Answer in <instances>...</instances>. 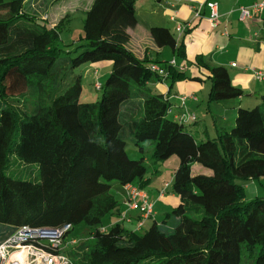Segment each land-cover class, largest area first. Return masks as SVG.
Listing matches in <instances>:
<instances>
[{"label":"trees","instance_id":"obj_1","mask_svg":"<svg viewBox=\"0 0 264 264\" xmlns=\"http://www.w3.org/2000/svg\"><path fill=\"white\" fill-rule=\"evenodd\" d=\"M30 1L0 0V244L23 227L69 224L63 241L80 242L79 253L27 241L71 264H240L257 246L251 264H264V195L245 194L249 178L264 176V94L252 108L239 107L229 129L198 139L186 127L190 120L171 118L168 97L149 85L159 77L150 60L126 47L138 0H93L84 12L83 43L73 51L59 48L69 13L51 25ZM151 33L160 43L165 33L162 43L184 57L183 40L176 44L167 28ZM106 60L111 69L102 82L90 68L99 99L79 101L83 74L76 69ZM195 61L203 64L202 56ZM155 62L169 89L189 77ZM204 66L209 102L248 94L225 66ZM127 139L140 154L151 142L154 164L179 160L171 185L159 191L170 186L178 203L162 219L153 208L148 217L138 208V229L153 218L142 233L119 220L109 225L114 216L127 217L110 191L112 181L123 190L126 183L141 190L150 182L145 158H130Z\"/></svg>","mask_w":264,"mask_h":264},{"label":"crops","instance_id":"obj_2","mask_svg":"<svg viewBox=\"0 0 264 264\" xmlns=\"http://www.w3.org/2000/svg\"><path fill=\"white\" fill-rule=\"evenodd\" d=\"M34 1L31 0L30 4ZM92 1H89L88 7L83 11L89 8ZM209 1L216 2L218 17L215 24L209 20L210 7L207 5ZM253 1L260 0H138L136 2L139 4V10L135 6L138 21L134 27L128 28L129 39L126 47L140 59L147 57L150 60L149 68L151 65H160L155 61L166 62L167 66L175 67L177 71L189 76L173 80L169 89L167 73H157L159 77L152 78L149 85L168 97L171 103L169 113L171 118H180L184 113L194 114L195 120L187 122L188 125L199 122L205 127L209 120L210 132L205 128L204 136L214 137L220 130L229 129L234 123L238 108L252 106L261 101V95L264 94V38L260 23L264 18V9L260 13H255L247 22L239 18V8L249 6ZM37 2L39 13H47L48 9L51 12L55 5L52 0H37ZM152 27L167 28L178 45L183 40L184 57L176 56L171 46L162 43L169 38L165 33L159 35L161 43L158 42L151 33ZM197 55L202 56L204 65L225 66L232 83L248 94L209 102L207 79L209 71L203 64L196 63ZM172 59L174 64L169 63ZM103 64L101 66H108ZM90 66L89 69L97 70L98 76L99 65L94 63ZM258 71L262 73L260 77L256 75ZM182 96L185 97L183 101ZM194 130L196 131L195 128ZM149 180L150 182L141 190H144L152 201V208L157 217L158 211L155 207L165 211L178 203V197L169 192L170 186L163 194H159L165 183L171 185L172 177L170 180L153 185L150 184L151 178ZM117 193L122 210L125 208L123 199L126 192L120 187ZM161 199L164 203H160ZM138 200L140 201V197ZM139 214L138 208L129 209L126 212V219H118L114 216L109 225L119 220L127 228L139 231L147 221L150 225L153 220L152 217L143 219L142 226L138 229L136 223L140 218Z\"/></svg>","mask_w":264,"mask_h":264},{"label":"rangeland","instance_id":"obj_3","mask_svg":"<svg viewBox=\"0 0 264 264\" xmlns=\"http://www.w3.org/2000/svg\"><path fill=\"white\" fill-rule=\"evenodd\" d=\"M89 1L90 0H52L53 5H54V3H55V5L53 6V8L51 7L52 8L51 12L49 11V9L47 10V13H41V12L39 13V10H37L39 17H41V19H45L46 22L48 24H51V25H54L60 18H62L67 13H69V20L67 22H65L64 25L60 29L61 30L60 35H59V48H60V50H62V51H68V50L73 51L74 49H76V47L79 44L83 43V41L81 39L82 36H84L83 19H84V14H85L84 12L85 11H83V10L86 7H88ZM31 4L35 8H37L36 5L38 4V2H37V0H35L33 3L31 2ZM50 4H52V3H50ZM141 5H143V4H141ZM136 8L139 10V4H136ZM78 50H80V49H78ZM71 54L75 55L74 52H72ZM103 63H105L108 66H105V67L101 66V65H104ZM97 64L99 65L97 68L98 69L99 82H102L107 77V75L111 69V61H107V60L101 61ZM86 66L87 65L83 64L76 69V72L83 74V82H82V84H83L82 89L83 90L79 96V101L94 102V101H97L99 99L100 92L98 90H96L95 86H94L95 75H94L93 70L90 69L89 71H87V69H85ZM95 72H97L96 69H95ZM253 106H254V104H253ZM253 106H251L250 108H252ZM169 116H170V114H169ZM209 116H210V114H209ZM208 122H209V120L206 122L207 127H205L204 125L201 126L199 124V122H198V124L195 123L193 125L187 124L186 127L191 128L193 133H195L196 138H198V139L205 138L203 135L205 128L208 132H210ZM194 128L196 129V131L194 130ZM127 132L128 131L126 130V133ZM209 134L211 136V133H209ZM202 135H203V137H202ZM126 146H127V150H128V154H129L130 158L131 157H140V156H143L145 158L144 162L149 169V173L147 176H150V178H151V183H150L151 185L156 184V183H160V182H164V180H170L171 179L173 172L177 166V162L179 161L177 156H172L169 159L165 160L164 162H159V163L154 164L151 162V158H150L151 153H152V149H153V144L151 142L150 143L146 142L144 144V151L141 154H140V152H138L132 148V144H131V141L129 139L126 140ZM154 168H157L156 173H154ZM119 188H120V185L117 183V181H112L110 191L113 194L118 195L117 190ZM169 192H170V190H169ZM245 194H246V198H252L256 195H260V196L264 195V176H259V177L254 178V179L249 178L246 182ZM160 203H164L162 199L160 200ZM171 208L172 207H170L169 209L168 208L165 209V211H162V209L155 207V210L158 211L157 218L162 219L163 212H168L171 210ZM105 221H106V218H105L104 222ZM148 226L149 225H148V221H147L145 226L140 230V233H142L146 228H148ZM79 228H80V226H78V228H76V230H78ZM49 234L50 235H47L43 232L35 231V232L29 233V235H27V236H29L30 239L42 240L43 243H47L46 238L52 239V241H51L52 243H55L56 245L61 247V250H67V251L70 248L71 249L73 247L75 248L76 245H79V243H80V242L78 243V242H72V241L65 243V240L63 241V236H60L61 237L60 238L57 231H55V232L51 231ZM70 236H72V235H70ZM58 238H60L59 244H57ZM39 248L44 249L42 246ZM9 250H12V248H9ZM259 250H260V247L257 246L255 252L251 256H248L247 254L243 253L242 254V261L240 264H251V262L253 261V259L255 258V256L257 255ZM74 251L79 253V249H77V248H75ZM38 255L39 254L31 255V253L28 255V257L30 259V264H50L51 263L49 261L43 262L44 259L41 256L39 259H37ZM54 260L56 261V263H53V264H59L60 262L63 263L65 261L64 259L58 258V257L54 258Z\"/></svg>","mask_w":264,"mask_h":264},{"label":"built area","instance_id":"obj_4","mask_svg":"<svg viewBox=\"0 0 264 264\" xmlns=\"http://www.w3.org/2000/svg\"><path fill=\"white\" fill-rule=\"evenodd\" d=\"M207 5L210 7V21L212 24H215L217 21L218 13L216 8V2L209 1L207 2ZM264 9V0L260 1H253L249 6H241L239 8V18L240 20L247 22L249 21L252 16L255 13H260ZM261 28L263 30V38H264V18L260 20ZM185 28V27H184ZM182 28L181 30H183ZM170 64H174V60L172 59ZM234 65V63H233ZM150 70L155 71L159 74H164L165 70L160 65H151ZM257 76H261L262 73L260 71L256 72ZM184 96L181 97V100H184ZM183 120H195L194 114H188L184 113L181 117ZM125 190V199H124V206L126 207L127 211L129 209L139 208L141 210L143 217H148L152 213V204L148 202L147 195L144 191L138 189L135 185H132L130 183H126L124 185ZM162 194V193H161ZM137 197H140L141 203L137 201ZM125 214V212H124ZM141 223H138V226H140ZM70 229V225L66 224L62 228L58 229H52V228H29V227H23L20 231L15 233L13 236H10L5 242L0 244V264H30V259L28 255L31 253V255L39 254L37 256V259L43 257L44 261L51 262L50 264L56 263L54 258H62L65 261L64 264H71L70 261L62 256V255H53L51 253L46 252L42 248L37 247L36 245L32 243H28L29 233L39 231L43 232L47 235H50L49 233L51 231H57L59 237L62 236L67 230ZM61 238V237H60ZM60 238H58L57 244H59ZM47 244H51L53 247L58 246L55 243H52V239L46 238ZM34 240V239H33ZM27 241V243H26ZM42 241V240H41ZM43 242V241H42ZM73 242H76L74 240ZM9 248H12V250H9ZM29 253V254H28ZM59 263V264H63Z\"/></svg>","mask_w":264,"mask_h":264}]
</instances>
